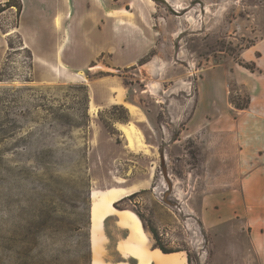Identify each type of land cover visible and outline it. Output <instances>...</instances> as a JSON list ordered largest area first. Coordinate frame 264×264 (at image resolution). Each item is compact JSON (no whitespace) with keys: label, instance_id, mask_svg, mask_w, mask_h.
Returning a JSON list of instances; mask_svg holds the SVG:
<instances>
[{"label":"rangeland","instance_id":"obj_1","mask_svg":"<svg viewBox=\"0 0 264 264\" xmlns=\"http://www.w3.org/2000/svg\"><path fill=\"white\" fill-rule=\"evenodd\" d=\"M57 1L10 0L0 13V264L125 261L126 230L106 222L99 246L91 215L109 201L140 218L150 248L149 227L190 264H256L243 220L203 222L202 197L240 176L217 173L223 161L202 148L235 134L234 105L248 95L234 74L264 37V0H113L114 32L136 29L150 49L83 72L57 67L76 41ZM77 33L102 38L88 24Z\"/></svg>","mask_w":264,"mask_h":264},{"label":"crops","instance_id":"obj_2","mask_svg":"<svg viewBox=\"0 0 264 264\" xmlns=\"http://www.w3.org/2000/svg\"><path fill=\"white\" fill-rule=\"evenodd\" d=\"M18 1L22 3L21 0ZM57 2L62 9L56 14L73 16V31L76 32V41L71 52L67 58H60L57 67L83 72L88 64L98 62L99 58L108 53L112 55L113 67H125L138 61L150 49L145 47V40L140 38V32L136 29L130 31L127 25L120 23L119 29L114 32L110 16L113 12V0ZM98 21L102 28L97 25ZM82 24L90 25L97 33L100 31L102 38L85 41L84 36L77 33L78 29H82ZM85 49L92 51L83 55ZM247 51H251L247 60L254 63L255 70H247L245 75L234 74V80L245 89L249 105L244 110L236 109L234 135L219 136L211 142V146L202 148L204 157L211 155L214 160L223 161L222 166L217 167V173L240 178L237 183L219 190L217 194L202 197L203 206L209 208L203 210V222L208 220L214 226H221L235 219L243 220L247 225L243 234L249 254L256 264H264V37ZM242 57L246 58L245 53H242ZM122 213L124 211L120 214H107L101 220L95 221L98 223L96 228L92 223L90 244L95 242L92 234L95 228L96 231L100 230L99 246L104 245L106 222L110 227L126 230L127 235L117 244V250L125 261L107 262L98 259L93 264H142L143 261L144 264H189L185 252L164 254L157 248H150L145 230L142 238L135 227L123 219Z\"/></svg>","mask_w":264,"mask_h":264},{"label":"trees","instance_id":"obj_3","mask_svg":"<svg viewBox=\"0 0 264 264\" xmlns=\"http://www.w3.org/2000/svg\"><path fill=\"white\" fill-rule=\"evenodd\" d=\"M18 3L20 5L19 8L21 9V3L20 2H18ZM10 7H16V6L15 5H12L11 2H10V0H9V1H7L4 4V6H1L0 5V13L2 11H4L5 9L10 8ZM238 63H239L240 66L244 67L245 69H247V70H249L251 72H253L255 70L254 63H243V62H238ZM248 105H249V97L247 96V101L243 105L239 106V105H236L235 104L234 106H235V109H237V110H244V109H246L248 107ZM118 108L119 109H122V110H125L123 108V106H114V109H118ZM117 121L126 123V122H128V119L118 118ZM130 197L131 196H128V197L126 196V197L120 199L119 201L115 202L114 206L117 207L119 204L124 203ZM148 230H149L150 234L152 235V238H153V240L155 242V248L159 249L162 253H164V254H170V253H174V252H179V250H171V249H167L165 246H163L161 244V240H160L157 232L153 228L149 227ZM188 262L190 264L189 256H188Z\"/></svg>","mask_w":264,"mask_h":264},{"label":"bare ground","instance_id":"obj_4","mask_svg":"<svg viewBox=\"0 0 264 264\" xmlns=\"http://www.w3.org/2000/svg\"><path fill=\"white\" fill-rule=\"evenodd\" d=\"M107 209L109 210L107 214H117L114 212L115 209L111 206V201L108 202V208ZM104 213H105V210L102 209V207L95 208L92 211L91 216H92L93 220L97 222L107 215V214L104 215ZM122 214H123V219L125 221H128L129 223H131L132 226L135 227L137 233L142 238H144V228L142 226L140 218L134 212L129 211V210H125L124 213H122ZM142 264H144V261L142 262Z\"/></svg>","mask_w":264,"mask_h":264},{"label":"water","instance_id":"obj_5","mask_svg":"<svg viewBox=\"0 0 264 264\" xmlns=\"http://www.w3.org/2000/svg\"><path fill=\"white\" fill-rule=\"evenodd\" d=\"M91 195H92V194H91ZM91 195H90V196H91Z\"/></svg>","mask_w":264,"mask_h":264}]
</instances>
